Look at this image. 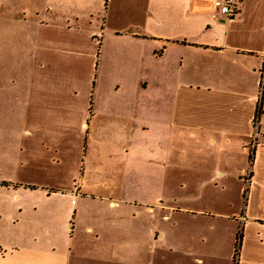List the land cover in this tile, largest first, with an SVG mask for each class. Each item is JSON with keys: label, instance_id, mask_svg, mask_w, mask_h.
I'll list each match as a JSON object with an SVG mask.
<instances>
[{"label": "crops", "instance_id": "crops-1", "mask_svg": "<svg viewBox=\"0 0 264 264\" xmlns=\"http://www.w3.org/2000/svg\"><path fill=\"white\" fill-rule=\"evenodd\" d=\"M233 1L237 15L231 19L217 12L214 0H20L15 18L21 37L34 33L31 41L37 56L32 80L43 85H37L42 98L30 99L32 109L65 103L59 100L70 95V85L57 82H67L72 71L93 90L98 80L111 81L102 91L111 85L115 96L132 98L128 100L132 139L127 154L134 152L139 144L134 139L140 136L143 165L155 168L160 162L162 187L224 193L222 200L204 197L198 202L212 206L223 202L231 207L232 198H226L231 189H237L240 208L236 212L211 217L206 210L186 208L182 215L227 221L232 247L225 257L234 262L240 232L237 264H264V139L251 149L257 104L264 97L260 83L264 0ZM11 8L6 3L4 10L11 12ZM73 48L86 51L78 66L67 73L70 59H56L54 54ZM93 109V101L86 100L81 127H89L86 122L94 118ZM261 125L264 130V116ZM160 206L167 208L162 201ZM212 231L198 238L216 244ZM158 234L155 229L153 238ZM116 239L113 234L98 236L100 248L88 252L112 262L120 252ZM133 253L137 255L128 249L124 254ZM185 253L194 256L196 264H204L203 256L220 252L207 245ZM57 258L69 264L71 252Z\"/></svg>", "mask_w": 264, "mask_h": 264}, {"label": "rangeland", "instance_id": "rangeland-1", "mask_svg": "<svg viewBox=\"0 0 264 264\" xmlns=\"http://www.w3.org/2000/svg\"><path fill=\"white\" fill-rule=\"evenodd\" d=\"M6 3L11 12L4 10ZM21 4L0 0V264H67L57 255L69 251V264H196L185 250L207 245L216 246L221 254L203 256L204 264H234L224 255L232 247L227 221L198 220L181 211L206 210L211 217L236 212L238 190L229 192L226 200H233L229 207L223 202L216 206L198 202L204 197L224 198L223 192L213 189L162 187L160 162L155 168L143 165L142 137L134 139L139 143L134 152L139 154H127L132 139L128 94L115 96L111 85L102 91L111 82L107 79L98 80L93 90L72 71L67 82H57L70 85V95L59 100L65 103L43 110L40 106L37 111L31 108L32 96L42 98L38 87L43 83L32 80L37 53L31 41L34 33L21 37L15 18ZM6 13L12 17L5 18ZM85 51L73 48L54 57L70 59L68 73ZM86 100L93 101L94 107L88 128L81 127ZM161 201L167 208L160 206ZM213 229L217 243H202L198 237ZM112 234L120 250L112 262L88 252L100 248L96 237ZM128 249L137 255L127 257Z\"/></svg>", "mask_w": 264, "mask_h": 264}, {"label": "built area", "instance_id": "built-area-1", "mask_svg": "<svg viewBox=\"0 0 264 264\" xmlns=\"http://www.w3.org/2000/svg\"><path fill=\"white\" fill-rule=\"evenodd\" d=\"M214 5L217 9V12L222 16H225L231 19L237 15V7L233 0H214ZM260 75H261L260 83L264 91V66L261 70ZM262 116H264V97L263 96H261L257 104V114H256V117L253 123L254 132L252 136L251 149L255 148L259 140L264 139V130L261 125Z\"/></svg>", "mask_w": 264, "mask_h": 264}, {"label": "trees", "instance_id": "trees-1", "mask_svg": "<svg viewBox=\"0 0 264 264\" xmlns=\"http://www.w3.org/2000/svg\"><path fill=\"white\" fill-rule=\"evenodd\" d=\"M241 245H242V235L239 232V234L237 236V242H236L234 264H237L238 256H239L240 250H241Z\"/></svg>", "mask_w": 264, "mask_h": 264}]
</instances>
